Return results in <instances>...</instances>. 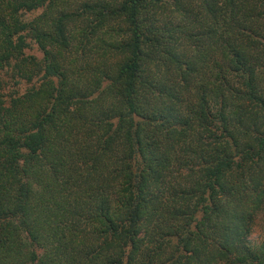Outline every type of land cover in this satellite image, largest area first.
Listing matches in <instances>:
<instances>
[{"label": "trees", "instance_id": "trees-1", "mask_svg": "<svg viewBox=\"0 0 264 264\" xmlns=\"http://www.w3.org/2000/svg\"><path fill=\"white\" fill-rule=\"evenodd\" d=\"M260 216L264 0H0V264H264Z\"/></svg>", "mask_w": 264, "mask_h": 264}, {"label": "rangeland", "instance_id": "rangeland-1", "mask_svg": "<svg viewBox=\"0 0 264 264\" xmlns=\"http://www.w3.org/2000/svg\"><path fill=\"white\" fill-rule=\"evenodd\" d=\"M30 52L32 54H34L35 56L39 57V58L41 57V54L38 53V51H37V49L35 47ZM1 78L4 81L8 80V77H6V76H3ZM4 87H5V89L3 90V93L10 92V91L13 90V88H11V85L10 86L7 85V86H4ZM255 224L256 225L254 226V229H253L254 230L253 231V235L250 237L251 240H255L257 238V235L260 233V230H261L262 226L264 225V217L263 216L258 217L256 222H255Z\"/></svg>", "mask_w": 264, "mask_h": 264}]
</instances>
